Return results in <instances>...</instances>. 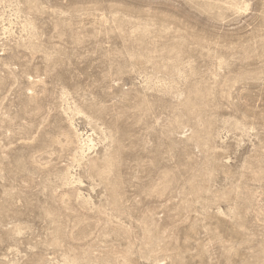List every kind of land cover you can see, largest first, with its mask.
Returning a JSON list of instances; mask_svg holds the SVG:
<instances>
[{"label":"rangeland","instance_id":"374dc122","mask_svg":"<svg viewBox=\"0 0 264 264\" xmlns=\"http://www.w3.org/2000/svg\"><path fill=\"white\" fill-rule=\"evenodd\" d=\"M0 264H264V0H0Z\"/></svg>","mask_w":264,"mask_h":264},{"label":"bare ground","instance_id":"6f19581e","mask_svg":"<svg viewBox=\"0 0 264 264\" xmlns=\"http://www.w3.org/2000/svg\"><path fill=\"white\" fill-rule=\"evenodd\" d=\"M90 140L88 139V138H86L85 140H83L82 141V143H84V145L86 146V147H88V145L90 144Z\"/></svg>","mask_w":264,"mask_h":264}]
</instances>
